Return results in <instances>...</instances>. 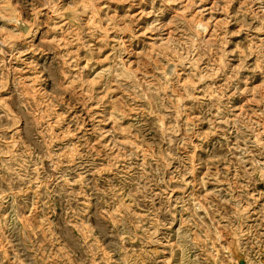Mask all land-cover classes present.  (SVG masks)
<instances>
[{
  "label": "rangeland",
  "instance_id": "obj_1",
  "mask_svg": "<svg viewBox=\"0 0 264 264\" xmlns=\"http://www.w3.org/2000/svg\"><path fill=\"white\" fill-rule=\"evenodd\" d=\"M0 264H264V0H0Z\"/></svg>",
  "mask_w": 264,
  "mask_h": 264
},
{
  "label": "bare ground",
  "instance_id": "obj_2",
  "mask_svg": "<svg viewBox=\"0 0 264 264\" xmlns=\"http://www.w3.org/2000/svg\"><path fill=\"white\" fill-rule=\"evenodd\" d=\"M205 19V18H204Z\"/></svg>",
  "mask_w": 264,
  "mask_h": 264
}]
</instances>
